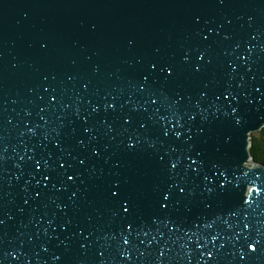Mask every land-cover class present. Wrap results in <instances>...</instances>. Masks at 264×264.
Instances as JSON below:
<instances>
[{
	"label": "water",
	"instance_id": "95a60500",
	"mask_svg": "<svg viewBox=\"0 0 264 264\" xmlns=\"http://www.w3.org/2000/svg\"><path fill=\"white\" fill-rule=\"evenodd\" d=\"M197 16L198 25L193 23ZM208 28L215 31L208 33ZM196 50L211 59L199 73L192 68L194 56L189 63L183 59ZM157 60L176 66L174 80L156 85L168 98L162 97V111L170 120L173 112L196 115L186 125L192 139L176 143L194 159L199 153L202 165L201 176L189 182L192 195L167 213L157 203L158 192L172 180L159 155L172 141L162 146L160 125L143 130L136 123L125 125L120 117L129 109L119 108L129 98L143 103L131 82ZM49 85L66 101L79 94L82 116L90 111L89 101L96 104L108 93L109 100L118 97L117 111L101 110L89 118L101 156L93 158L95 171L84 173V195L78 209L69 208L72 223L64 228L59 227L64 213H57L51 226L46 223L45 211H55L51 202L47 209L33 201L24 204L23 180L16 181L19 173L12 166L13 149L22 151L19 132L26 120L36 118L39 96ZM229 85L239 101L235 114L228 107L229 101L237 106L231 96L227 101L220 96L213 105ZM172 96L179 97V110L168 108ZM262 97L264 0H0V144L8 148L0 167V219L5 220L0 264H264V164L254 162L250 152V134L264 128ZM202 109L207 111L201 114ZM28 111L31 117L25 115ZM102 119L112 125L111 133ZM82 126V120L65 122L62 130L73 155L87 154L75 143L77 137L88 140ZM133 134L141 142L126 150ZM204 174L211 192L204 190ZM116 179L130 202L127 216L113 215L105 199L106 188ZM53 195L67 203L69 193ZM165 216L172 221L167 228L159 220L152 222ZM125 221L134 226L130 235L124 229L128 245L121 239ZM152 237L156 239L149 244Z\"/></svg>",
	"mask_w": 264,
	"mask_h": 264
},
{
	"label": "snow or ice",
	"instance_id": "6c2138e0",
	"mask_svg": "<svg viewBox=\"0 0 264 264\" xmlns=\"http://www.w3.org/2000/svg\"><path fill=\"white\" fill-rule=\"evenodd\" d=\"M223 2L224 0H220V3ZM200 19L199 16L194 17L193 23L198 25ZM214 31L215 30L212 28L207 29L208 33H213ZM198 34L202 36L205 41L209 39V36L203 32H199ZM224 39H229V36L225 35ZM236 47H239V45H236ZM251 51L252 49L249 48L248 52ZM193 56L195 62L192 63V68L197 73L201 72L205 64L211 63L210 58L207 60L205 59L206 52L202 50L191 52V56L189 52L185 53L183 56L184 62L189 63L192 61ZM175 77L176 66L174 64L161 62L159 60L148 62L147 69L141 71L138 77L131 82L134 93L144 97L143 103L133 102L131 98H129L119 106L121 111L125 107L129 109L128 112L120 117L125 125L130 126L136 123L138 125L137 130L146 129L150 124L160 125L158 133L159 136L164 138V141L161 142L162 146L163 143L169 140L172 141V143L168 144L164 155H159L160 166L172 180L171 183L166 184V187L160 188L158 192L159 198L157 203L160 205V209L165 213L168 212L169 207H175L176 204L192 195L189 182L195 178H199L202 174V165L199 163V153L196 154L197 158L194 159L190 150L184 151L176 143L177 141L186 143L192 139L190 135L191 129L186 128V125L188 121H195L196 115L187 110H184L183 114L180 116H176V113L173 112L172 115L175 119L170 120L166 110L162 111L164 107L162 97L164 99L168 98L165 97V89L163 87L158 88L156 85L160 82L167 84L174 80ZM44 79L47 80L48 78L45 77ZM69 79H71V77H69ZM84 90H87V85H84ZM257 91H259V89H257ZM110 95L111 93H108L103 101L97 102L96 104H92L91 101H89L90 111L87 115L82 116L81 110L78 107L81 100L79 94L66 101L62 92L57 91L56 88L49 85V87L44 89V94L39 96L41 104L37 105L38 111L36 112V118L26 120L24 129L19 132L22 151L16 152V150L13 149L15 156L12 160V166L19 173L15 176V179L17 182L23 180L21 191L26 195L24 199L25 205H28L29 201H33L37 206L43 205L45 209L49 206L47 202H51V204L55 206V211L51 215H49L47 211L44 213L46 223L49 226L57 219V213H64L66 217L65 222L60 224L59 227L64 228L67 224L72 223L71 218L67 217V212L70 207L73 210L78 209V202L84 195L81 190V185L84 184V173L86 171L94 172L95 165L92 163L93 158L101 156L99 148L93 143L97 140V137L94 134L95 126L89 123V118L98 114L101 110L105 113L110 110L112 112L117 111L118 97L112 96L111 100H109L107 96ZM200 96L204 98L206 97V93L201 92ZM220 96H223L226 101L228 97L231 96L232 100L237 102V106H232L231 101H229L228 107L231 113H237L239 101L237 97L233 95L230 85L215 97L213 105L219 102ZM179 102V97L173 98L172 96L168 102V108H177V110H179L177 107L179 106ZM73 105H76V107H73ZM195 107L200 109L201 106L199 102H197ZM150 108L151 112H149ZM69 109H72L71 112H69ZM216 110L219 111L218 108ZM206 111L207 109H202L201 114ZM138 113L144 114L142 118H136V114ZM25 115L31 117L33 113L28 111ZM50 116L54 117V119H50ZM77 120L83 121V133L88 136L87 142L85 139L79 137L75 139L76 145L87 151L85 155L79 153L73 155V150L64 143L62 130L65 127V122L75 124ZM161 122L163 123L161 124ZM100 123L106 126L107 133L113 131L112 125H109L106 119H102ZM52 125H55V127L51 128ZM50 128L51 131L49 130ZM53 131L55 135H52ZM124 131L127 132L128 128H124ZM74 132L75 128H73V133ZM186 132L189 134L186 135ZM140 142L139 135H129L125 142V148L126 150H134ZM89 145H91V147H89ZM7 151L8 148L0 144V167L3 166V162L5 161L3 153ZM185 161H187V163H184ZM178 169L181 171H178ZM212 174L214 175L215 173ZM203 181L205 185L204 190L211 192L213 189L208 187L210 183L208 174L203 175ZM220 187H222V185H220ZM53 193H69L67 196V203H65L59 195H53ZM105 199L111 205L110 211L113 215L121 214L127 216L130 202L127 197L123 195L118 179L111 181L110 186L106 188ZM190 210V208L187 209V211ZM23 211L24 209H21V212ZM157 220L166 228L168 224L172 222L170 216H165L164 218L156 217L152 222L155 224ZM4 225L5 220L0 219V227ZM125 228L130 235L134 230V226L130 221H125V225L121 231L122 242L124 245H128L129 239L124 235ZM169 231H171V229H169ZM45 234H47L46 229ZM90 235L91 233L84 238L86 242ZM143 235L148 237L149 233L144 232ZM155 239L156 237H152L149 244ZM142 242L143 241H141V243ZM84 247L85 244H81V248ZM248 247L255 251L252 245ZM44 250L47 251L46 248ZM212 255V251L207 252V256L211 257ZM54 259L59 260L60 257L56 256Z\"/></svg>",
	"mask_w": 264,
	"mask_h": 264
},
{
	"label": "trees",
	"instance_id": "16d2710c",
	"mask_svg": "<svg viewBox=\"0 0 264 264\" xmlns=\"http://www.w3.org/2000/svg\"><path fill=\"white\" fill-rule=\"evenodd\" d=\"M250 152L254 162L264 164V128L250 134Z\"/></svg>",
	"mask_w": 264,
	"mask_h": 264
}]
</instances>
